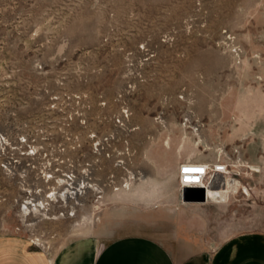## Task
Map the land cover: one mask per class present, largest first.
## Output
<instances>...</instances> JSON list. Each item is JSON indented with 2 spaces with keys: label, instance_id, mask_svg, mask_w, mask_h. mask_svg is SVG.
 <instances>
[{
  "label": "rangeland",
  "instance_id": "rangeland-1",
  "mask_svg": "<svg viewBox=\"0 0 264 264\" xmlns=\"http://www.w3.org/2000/svg\"><path fill=\"white\" fill-rule=\"evenodd\" d=\"M80 105L87 125L67 126ZM120 109L129 118L118 132ZM96 130L114 137L98 156L99 177L113 175L114 186L133 180L82 207L23 218L20 179L0 168V236L21 235L51 256L89 235L100 250L141 234L184 258L264 234V0H0V134L13 148L19 132L43 131L48 152L64 145L67 156L92 160L87 144L70 139ZM16 152L0 151V164ZM174 158L183 166L224 161L230 175L217 188L193 187L204 190L206 206L180 198L172 217L121 207L130 221L114 222L119 200L133 205L146 181L175 185L181 196L169 175Z\"/></svg>",
  "mask_w": 264,
  "mask_h": 264
},
{
  "label": "built area",
  "instance_id": "built-area-1",
  "mask_svg": "<svg viewBox=\"0 0 264 264\" xmlns=\"http://www.w3.org/2000/svg\"><path fill=\"white\" fill-rule=\"evenodd\" d=\"M66 96L68 100L75 101V105L80 103L78 95L69 94ZM52 99L56 101L57 97ZM97 105L102 108L105 103L101 101ZM55 106V102L51 104V108ZM80 110V113L75 111L69 115L66 120L67 126L72 125L75 121L80 126L85 127L87 125V117L81 105ZM128 118L127 109H120L119 114L112 121L118 132L125 129ZM52 133L55 134L54 132ZM39 134L46 133L39 131L37 134L36 132L32 131L31 133V131H28L20 134L19 132L14 137V143L16 144L13 148L10 147L9 139L5 135L0 134V151L3 152L9 148L12 151H17L13 154V157L1 163L0 168L7 173L6 175L14 173L20 179L19 186L21 188L19 187V189L26 194L21 205L19 203V215L21 213L23 218L34 217L35 215L48 218V215L52 213L51 211L56 206L65 207L68 204L70 208L82 207L93 198V195L96 196V199H100L106 188L112 187L113 191H118L120 188H125L126 182L134 178L132 175L128 176L125 179H121L122 182L119 186H114L118 184L115 182L117 180H113V175L106 182H103L99 177L98 156L101 155L105 145L114 140L112 135L104 136L103 133H99L96 130L87 133L83 140L76 136L73 137V140L70 139L73 143L83 142L89 146L91 153L95 156V158L92 157V160H90L84 157L80 159L76 156H67L65 152L67 149L64 148V145L48 152V147L43 144V141L48 140L49 142L50 138L46 140V138H42L44 135L40 137ZM52 144L50 147L54 149L55 146ZM74 150L75 147H71V151ZM38 159L42 161L39 164L36 161ZM115 164L116 166L117 164L121 166L124 163L122 160H116ZM195 165L182 166L180 168L178 176L180 192L186 187L193 188L194 186L202 185L217 188L230 175L229 166L224 161L205 164L195 163ZM69 215L72 216V214ZM20 237L23 236L20 235ZM27 240L30 241L31 245L36 246L34 242L36 239L33 241L27 237Z\"/></svg>",
  "mask_w": 264,
  "mask_h": 264
},
{
  "label": "crops",
  "instance_id": "crops-1",
  "mask_svg": "<svg viewBox=\"0 0 264 264\" xmlns=\"http://www.w3.org/2000/svg\"><path fill=\"white\" fill-rule=\"evenodd\" d=\"M184 163L178 158H174L170 163L169 175L175 183L178 180L179 169ZM171 186L170 183L166 187L164 183L146 181L142 192L132 195L136 197L133 205L130 204L132 202L130 198L119 200L118 209L116 207L112 212L113 221L129 222L130 215L121 211V207L132 206L161 208L164 209L162 211L164 216L172 217L175 211L180 212L175 204L180 197L175 185L172 188ZM121 202L126 203L121 205ZM181 202L183 203L182 200ZM207 203L203 202L202 206H206ZM152 216L148 217L150 222H152ZM168 220L163 221L157 217L155 222H168ZM95 239L93 235L77 239L60 253L49 256L31 247L24 238L0 236V264H264V234L262 233L250 232L230 237L213 251H198L184 258L175 257L161 242L148 235L120 236L106 243L100 250H96L97 240Z\"/></svg>",
  "mask_w": 264,
  "mask_h": 264
},
{
  "label": "water",
  "instance_id": "water-1",
  "mask_svg": "<svg viewBox=\"0 0 264 264\" xmlns=\"http://www.w3.org/2000/svg\"><path fill=\"white\" fill-rule=\"evenodd\" d=\"M181 200L183 202H205V193L201 188H184L181 191Z\"/></svg>",
  "mask_w": 264,
  "mask_h": 264
},
{
  "label": "bare ground",
  "instance_id": "bare-ground-1",
  "mask_svg": "<svg viewBox=\"0 0 264 264\" xmlns=\"http://www.w3.org/2000/svg\"><path fill=\"white\" fill-rule=\"evenodd\" d=\"M191 164H193V163H191ZM210 187V186H209Z\"/></svg>",
  "mask_w": 264,
  "mask_h": 264
}]
</instances>
